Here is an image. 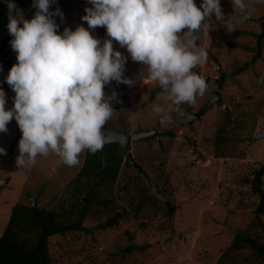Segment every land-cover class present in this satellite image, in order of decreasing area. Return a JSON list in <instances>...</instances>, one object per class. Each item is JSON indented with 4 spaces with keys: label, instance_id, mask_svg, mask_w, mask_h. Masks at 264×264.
Here are the masks:
<instances>
[{
    "label": "rangeland",
    "instance_id": "obj_1",
    "mask_svg": "<svg viewBox=\"0 0 264 264\" xmlns=\"http://www.w3.org/2000/svg\"><path fill=\"white\" fill-rule=\"evenodd\" d=\"M19 2L33 11L29 14H35L33 0ZM201 2L195 0L198 7ZM246 3L252 9L251 18L242 21L237 31L226 33L213 16L207 21L209 36L200 34L197 43L206 49L208 60L193 71L215 78L217 72L212 63L216 61L225 77L216 90L218 103L211 107L208 91L203 97L197 96L196 103L186 112L192 115L201 110L203 114L188 125L175 113L171 125H160L150 107L157 93L149 99L154 89L160 91L158 85L146 78L143 65L133 62L126 48L113 41V49L127 57L124 78L135 83L108 84L104 92L106 96L116 92L117 99L111 101V106L117 114L105 127L126 136L154 132L146 140L129 142L127 149L142 167L148 183L124 166L118 145L111 143L117 145L121 159L115 179L96 189L94 201L88 204L80 223L81 230L47 240L51 264H264L248 250H231L236 234L264 244V215H254L258 198L251 191L252 172L264 166V137L255 136L264 128V0ZM86 7H92L88 0H55L49 11L59 8L63 14V18L53 17L57 34L65 28L75 31L83 26L94 38L102 42L109 39L105 27L93 30L81 19ZM221 8L226 17L233 13L231 0H221ZM21 12L27 19L26 13ZM258 36L260 59L248 64ZM16 56L13 51L1 57L6 64L0 67L6 110L14 106L6 77L13 63H17ZM247 64L240 73L236 72ZM220 104L227 107L226 122ZM129 112L138 113L135 126L128 123ZM13 121L8 123L6 132L0 133V148L6 152L0 155V235L12 206L29 204L26 197L34 194L35 205L53 211L59 221L74 219L68 211L81 208L76 197L81 200L87 190L83 187L85 181L77 178L85 151L72 167L57 166L58 158L50 153L37 157L34 163L26 161V166L18 169L15 162L19 142L14 152L7 154L15 136ZM240 142L247 143L245 151L239 150ZM192 149L203 161L195 158ZM54 166L57 170L52 172ZM260 181L259 188L264 189V175ZM115 215L113 226L99 229Z\"/></svg>",
    "mask_w": 264,
    "mask_h": 264
},
{
    "label": "clouds",
    "instance_id": "obj_2",
    "mask_svg": "<svg viewBox=\"0 0 264 264\" xmlns=\"http://www.w3.org/2000/svg\"><path fill=\"white\" fill-rule=\"evenodd\" d=\"M54 2L33 0L36 12L31 20L11 0L8 4L7 29L17 63L6 83L15 96L13 108L6 110L0 89V133L13 119L17 122L22 133L18 169L50 153L58 158L57 166L72 167L82 152L94 154L108 143L102 129L117 114L111 106L117 94L106 96L104 87L112 81L135 83L124 78L127 57L113 49V41L158 85L150 107L160 125L168 127L173 113L177 119H191L182 105H194L209 88L205 77L193 71L208 60L206 49L197 43L200 34L209 36L207 21L214 16L231 34L252 14L246 0H231L233 13L227 17L221 0H202L199 7L195 0H88L92 7L84 9L81 19L90 29L106 28L109 39L102 42L83 26L57 34L53 17L63 14L59 8L49 11ZM129 113L128 123L135 126L138 113Z\"/></svg>",
    "mask_w": 264,
    "mask_h": 264
},
{
    "label": "trees",
    "instance_id": "obj_3",
    "mask_svg": "<svg viewBox=\"0 0 264 264\" xmlns=\"http://www.w3.org/2000/svg\"><path fill=\"white\" fill-rule=\"evenodd\" d=\"M8 7L0 4V57L3 52L10 47L12 36L9 35L8 25ZM259 36L256 38V48L250 63L254 64L260 59L261 46ZM236 71L240 73L247 66ZM236 74V73H235ZM158 89H154L149 96V99L158 93ZM188 111L189 105H182ZM202 115L200 110L197 114ZM166 136L171 135L170 132H164ZM247 143L240 142L239 150L245 151ZM120 157L116 151L115 145H110L106 155L104 164L101 160V150L96 153H91L85 150L83 164L77 175V178L83 179L87 188L81 200L77 196L78 206L81 208L72 207L69 210L68 216H74V219L64 223L59 221L53 211L46 210L41 207H32L30 204H14L10 210L9 218L6 226L0 235V264H51L47 251V240L55 235H63L68 232L81 230L80 223L86 215L88 204L94 201L96 189L102 185L111 184L116 176ZM264 175V166L252 172L251 191L257 195L258 201L254 209V215H264V189H260L261 177ZM172 209L169 207L168 213L171 214ZM117 215L113 218H108L103 226H99L100 230L111 227L116 222ZM233 247L234 252L248 250L256 258L264 261V244L259 243L249 237L235 235ZM129 248L126 249L129 252Z\"/></svg>",
    "mask_w": 264,
    "mask_h": 264
},
{
    "label": "water",
    "instance_id": "obj_4",
    "mask_svg": "<svg viewBox=\"0 0 264 264\" xmlns=\"http://www.w3.org/2000/svg\"><path fill=\"white\" fill-rule=\"evenodd\" d=\"M30 1L31 0H28L29 3H30ZM9 2H10V0H0V4L4 5L6 7H8ZM11 2L16 5V8H18L19 3H20L19 0H11ZM54 10H56V9H53L50 12H53ZM12 52H13V50L11 49V47H9L8 49H6L3 52L2 56L10 54ZM0 66H5V62L3 59H0ZM212 66H213L214 70L220 69V66L217 64L216 61H213ZM223 75H224V73L222 71H219L217 79H210L208 76L201 75V76L205 77L206 82L209 84V88L214 91V92H212V97H211L210 102H209L210 105L218 102V100H219V97H218V94L216 93V90L219 89L220 84L223 82ZM222 111H223L224 119L227 120L228 113H227V108L224 105L222 106ZM190 116H191V119H187V122L191 121L194 118L195 119L199 118V116L197 114H192ZM16 127L18 129V132L16 134L15 141H17L22 134L19 127H18V124H16ZM102 131H105V134L108 137V143H106L105 146L103 147V149H101L102 164H104V162H105L109 145L111 143H116L119 147V154L121 156H123L124 166L130 167L131 170L136 175H139L140 177H142L145 184L148 183V177L145 175V172L142 170V167L133 161L130 153L127 152V149H128L129 142L146 140L149 137H151L154 134V132L153 131H142V132H138V133H133L130 136H126L124 133L118 132L116 130H108L106 128H103ZM263 137H264V129H262L261 132L259 134H257L256 139L257 138H263ZM191 152L195 156L196 159L203 161V158L200 156V154L198 153V151L196 149H192ZM5 182L6 181H3V183H5ZM146 186L148 187L147 188L148 190L151 189L149 184ZM34 199H35V197L31 198V206L32 207H35Z\"/></svg>",
    "mask_w": 264,
    "mask_h": 264
},
{
    "label": "flooded vegetation",
    "instance_id": "obj_5",
    "mask_svg": "<svg viewBox=\"0 0 264 264\" xmlns=\"http://www.w3.org/2000/svg\"><path fill=\"white\" fill-rule=\"evenodd\" d=\"M18 8H20L21 10H23L24 11V13H26V17H27V19L28 20H31L33 17H34V14H32V13H30L29 14V12H33L32 10H28V8H25L24 6H23V3L21 4V3H19V6H18ZM17 10H19V9H17ZM21 10H19V11H21ZM0 59H1V57H0ZM218 64V63H217ZM13 65H14V63H13ZM5 66H6V64H5ZM220 66V65H219ZM0 67H3V66H0ZM216 72H217V77H218V73H219V71H221L220 69L219 70H215ZM217 77H215V78H210V79H217ZM224 75H223V80H224ZM109 88V86L108 85H105V87H104V91L105 90H107ZM11 89V88H10ZM208 94H209V100L211 99V95H212V89H210V88H208ZM10 93H11V99H12V102H13V97L15 96V93L12 91V89H11V91H9ZM219 97V96H218ZM219 101V100H218ZM210 102V101H209ZM216 103H218V102H216ZM216 103H214V104H211V107H212V105H215ZM13 108V107H12ZM12 108H10V109H12ZM227 108V107H226ZM9 109V110H10ZM220 110H222V104H220ZM223 112V111H222ZM197 114H198V112H197ZM203 114V113H202ZM223 119H224V116H223ZM227 121V120H226ZM225 121V122H226ZM231 122V121H230ZM186 123H187V125H188V123L189 122H187V119H186ZM15 124H17V122L16 121H13L12 122V125H14L13 127H14V133H15V136H16V133L18 132V129L16 128V125ZM106 128V127H105ZM106 129H108V130H113L112 128H106ZM262 129H264V128H262ZM261 129V130H262ZM115 130V129H114ZM261 130H260V132H261ZM119 132H121V131H119ZM259 132V133H260ZM259 133H257V134H259ZM257 134L255 135V136H257ZM15 136H14V138L13 139H11L10 140V143H9V146H8V152H7V154H11V153H13L14 152V149L13 148H15L16 147V145L18 144V142H19V140H20V138L18 139V141H15ZM21 136H22V134H21ZM20 136V137H21ZM110 145H115V147H116V151H118L117 150V145L116 144H110ZM109 145V146H110ZM108 150H109V147H108ZM108 152V151H107ZM35 195V194H34ZM34 195H31V196H27L26 197V199H27V202L29 203V204H31V198H33V197H36V195L34 196Z\"/></svg>",
    "mask_w": 264,
    "mask_h": 264
},
{
    "label": "crops",
    "instance_id": "obj_6",
    "mask_svg": "<svg viewBox=\"0 0 264 264\" xmlns=\"http://www.w3.org/2000/svg\"><path fill=\"white\" fill-rule=\"evenodd\" d=\"M22 137V136H21ZM21 137H19L21 139ZM18 141V140H17Z\"/></svg>",
    "mask_w": 264,
    "mask_h": 264
}]
</instances>
